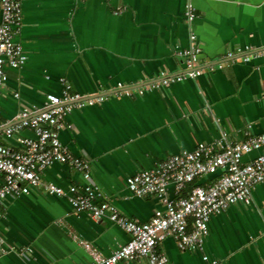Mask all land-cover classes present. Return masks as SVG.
<instances>
[{
    "label": "crops",
    "instance_id": "crops-1",
    "mask_svg": "<svg viewBox=\"0 0 264 264\" xmlns=\"http://www.w3.org/2000/svg\"><path fill=\"white\" fill-rule=\"evenodd\" d=\"M189 2L198 15L192 23L184 16ZM21 13L15 40L27 60L6 69L0 94V141L15 149L31 131L7 138L4 128L21 108L34 112L46 94H60L61 79L83 95L144 86L183 72L177 51L189 48V35H195L197 77L140 94L135 89L130 95L108 94L99 104L72 109L65 117L70 127L59 130L69 151L89 160L92 183L122 215L145 222L163 209L156 196L134 195L128 176L199 142L244 140L247 124L252 134L264 133V59L225 58L227 51L245 46L264 49V0H21ZM42 181L65 195L41 185L0 203V264H88L92 253L106 257L128 241L108 216L73 211L67 189L82 179L68 164L45 167ZM168 195L174 197L172 185ZM159 248L172 264H209L204 255L219 264H264V183L251 191L250 205L233 204L211 216L200 249L180 250L171 237Z\"/></svg>",
    "mask_w": 264,
    "mask_h": 264
},
{
    "label": "built area",
    "instance_id": "built-area-1",
    "mask_svg": "<svg viewBox=\"0 0 264 264\" xmlns=\"http://www.w3.org/2000/svg\"><path fill=\"white\" fill-rule=\"evenodd\" d=\"M184 16L188 23L198 17L190 2L185 7ZM21 25V0H0V94L7 79L6 69L20 68L27 60L22 44L15 40ZM189 37L190 47L177 51L185 65L181 73L162 75L159 80L137 88L119 85L111 93L94 95L75 92L61 79V93L46 94L40 109L31 112L21 108L14 121L4 128L3 134L9 138L13 133L27 129L33 136L19 138L21 149L0 141V203L6 197L27 194L41 185L49 193L65 195L62 188L42 181L45 167L54 162L65 163L82 179L81 184H71L67 189V199L73 211L87 212L95 218L108 216L129 235L128 241L109 256L92 253L88 264H118L131 259H144L146 264H172L159 248L167 237L174 239L180 250L200 249L208 234L211 216L233 204L250 205L251 191L257 184L264 183V133L252 134L251 125L247 124L244 140L199 142L191 151H180L152 169L128 176L126 185L134 195L156 196L163 204V209L154 210L145 222L122 215L111 201L106 200L91 181L89 160L73 155L58 135L60 129L70 127L65 117L72 109L99 104L108 94L130 95L133 89L140 94L145 90L197 77L200 74L197 66L200 48L195 35L191 33ZM257 56L264 59V49L251 50L245 46L225 54L227 60L244 63ZM253 150L261 151L244 162L243 155ZM209 176H213L210 181L194 184L197 178ZM169 185L173 186L174 197L168 195ZM203 259L209 264H219L205 255Z\"/></svg>",
    "mask_w": 264,
    "mask_h": 264
},
{
    "label": "trees",
    "instance_id": "trees-1",
    "mask_svg": "<svg viewBox=\"0 0 264 264\" xmlns=\"http://www.w3.org/2000/svg\"><path fill=\"white\" fill-rule=\"evenodd\" d=\"M195 182H196V181H195ZM195 182H194V184H196Z\"/></svg>",
    "mask_w": 264,
    "mask_h": 264
}]
</instances>
